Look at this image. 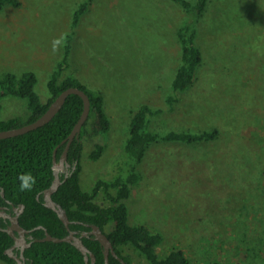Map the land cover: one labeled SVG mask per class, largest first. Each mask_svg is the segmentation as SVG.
Wrapping results in <instances>:
<instances>
[{
	"label": "rangeland",
	"instance_id": "374dc122",
	"mask_svg": "<svg viewBox=\"0 0 264 264\" xmlns=\"http://www.w3.org/2000/svg\"><path fill=\"white\" fill-rule=\"evenodd\" d=\"M16 1L0 10V75L35 73L46 102L48 77L72 33L64 74L104 97L111 128L84 141L82 189L126 173L123 147L140 105L160 111L149 129L161 135L217 129L212 141L148 147L126 201L129 224L162 235L160 258L179 249L196 264H264V0H208L196 20L173 0H89L75 28L72 15L86 0ZM185 22L202 61L189 90L175 94L177 30ZM62 34L65 44L53 52ZM25 114L26 100L1 99V120ZM97 143L105 150L92 161ZM96 201L108 205L102 192ZM120 249L133 264H150L132 246Z\"/></svg>",
	"mask_w": 264,
	"mask_h": 264
},
{
	"label": "trees",
	"instance_id": "16d2710c",
	"mask_svg": "<svg viewBox=\"0 0 264 264\" xmlns=\"http://www.w3.org/2000/svg\"><path fill=\"white\" fill-rule=\"evenodd\" d=\"M196 20L205 11L208 0H173ZM17 4L16 0H0V10L5 4ZM89 0L81 2L72 15L71 27L75 28L81 16L86 12ZM192 24L183 23L177 30L180 44V63L173 77L172 91L183 93L192 86L202 54L195 43V36L190 31ZM72 33L66 36L64 55L47 80L49 99L43 102L36 91L37 76L28 71L20 77L8 72L0 75V110L1 99L14 96L27 101V114L15 116L8 120L0 119V131L21 127L39 118L48 109L53 100L65 89L77 87L89 97L90 111L86 122L82 125L80 134L75 137L67 152V160L74 164L65 178L60 177L61 184L52 194V199L66 211L71 224L70 230L88 231L92 225L98 226L109 238L117 257L109 255V264H133L129 256L124 255L121 247L130 245L136 249L150 264H196L192 263L183 251L172 249L165 257L160 258L156 247L162 242L160 233L152 232L145 225L129 224V211L126 201L131 195V186L137 185L141 175L137 166L142 163L148 147L157 141L196 144L215 140L217 129L198 132L169 131L158 134L149 129V119L159 113L149 105L143 104L133 113L123 152L130 163L126 173L111 180L96 181L92 191H84L80 182L82 170L81 158L86 138L107 134L111 122L104 108L103 95L90 89L71 74H64L68 67V55ZM167 102L172 105L173 97ZM83 100L77 94H70L62 108L43 126L24 134L0 139V206L9 208L24 205L19 215L20 225L32 230L28 239L30 246L24 250L27 263L31 264H85L82 253L70 242L41 241L45 230L54 237L63 238L68 234L63 222L57 214L47 208L43 202V191L49 188L54 180L53 161H59L63 154L68 137L83 112ZM105 146L97 143L88 154L92 161L100 159ZM22 172H31L37 178L34 188L28 192L19 190L17 176ZM4 196H2V193ZM102 192L108 205L103 206L96 201ZM39 196V199H37ZM111 224V225H109ZM42 226L43 228H37ZM0 261L3 264H15V260L5 253L13 245V238L5 232L6 224L0 221ZM107 227L109 231H106ZM84 245L95 256V264H105L103 247L93 236L83 237ZM18 253V252H17ZM90 264V261H89ZM201 264H226L221 261H208Z\"/></svg>",
	"mask_w": 264,
	"mask_h": 264
},
{
	"label": "water",
	"instance_id": "95a60500",
	"mask_svg": "<svg viewBox=\"0 0 264 264\" xmlns=\"http://www.w3.org/2000/svg\"><path fill=\"white\" fill-rule=\"evenodd\" d=\"M70 94H77L79 95L83 100V112L74 126L72 132L70 133L65 150L63 154L61 155L59 161H56L54 158L53 161V173H54V180L51 184V186L43 191V202L44 205L47 208L52 209L59 219L63 222L65 227L69 230V224L70 220L68 219V216L66 214V211L62 208L60 204L55 202L52 199V194L57 190L59 185L61 184L59 171L63 168L64 163L66 162V165H70V163L67 161V152L68 148L72 142V140L77 137L80 134V130L82 128V125L86 122L89 111H90V100L88 95L80 88L77 87H69L62 91L49 105L48 109L42 114L39 118H37L35 121L25 124L18 128H13L9 130H3L0 131V139L13 137L16 135L24 134L28 131H31L33 129H36L40 126H43L47 122H49L55 114L62 108L64 102L66 101V98ZM75 169V166H73L72 170ZM68 176V175H67ZM66 176V177H67ZM65 177V178H66ZM2 196H4L3 192L1 193ZM37 199H39V196H37ZM24 205H19L18 207H15V212L17 214L15 216H10L5 213V209L0 206V219L1 218H8L10 220L11 225L8 228L3 229L5 232H7L17 243L19 241H24V245L20 249L19 254H15L13 249L15 246H12L8 250L5 251L6 254H8L11 258L15 260V264H31L27 263L25 256H24V249L25 247H29L30 243L26 242L25 236L29 234L32 230H27L23 228L19 223V213L23 211ZM37 228H43L42 226H38ZM1 229V227H0ZM18 234L19 238L15 235ZM89 234H92L94 238L99 241L101 246L103 247L104 252V258H105V264H109V255H113L114 257H117L116 252L114 250V247L112 243L110 242L107 235L96 225L91 226V231ZM84 235H87L86 233ZM41 241H52V242H70L72 245H74L84 256L85 264H95V256L93 253L90 252V250L84 245L81 237H78L75 235L73 231H69V234L63 238H57L54 236H51L46 230H45V236ZM122 264H125L124 261L121 259Z\"/></svg>",
	"mask_w": 264,
	"mask_h": 264
},
{
	"label": "flooded vegetation",
	"instance_id": "af4514ba",
	"mask_svg": "<svg viewBox=\"0 0 264 264\" xmlns=\"http://www.w3.org/2000/svg\"><path fill=\"white\" fill-rule=\"evenodd\" d=\"M68 161V160H67ZM69 162V161H68ZM70 163V162H69ZM73 166H74V164H71L70 163V165H66V162L64 163V166H63V168L59 171V175H60V177L62 176V175H64L65 177L67 176V175H69V173L72 171V168H73ZM5 210V213L6 214H8V215H10V216H15L16 214H17V212H15V207H12V210H10L9 211V208H7V207H3ZM19 215H20V213H19ZM3 221H4V223L6 224V228H8L10 225H11V223H10V220L8 219V218H1ZM1 219H0V221H1ZM70 224H71V222H70ZM69 224V225H70ZM67 229V228H66ZM68 230V229H67ZM69 231H73L74 233H75V235L76 236H78V237H81V239L83 238V237H89V236H93L92 234H89V232L91 231V229L90 230H88V231H83V232H79V231H77V230H70V228H69V230H68V234H69ZM31 233V232H30ZM30 233L29 234H27L26 236H25V239H26V242H27V240L28 239H32V236L30 235ZM87 234V235H84V234ZM67 234V235H68ZM18 238H19V236H18V234H15ZM66 235V236H67ZM94 237V236H93ZM14 240V239H13ZM27 243H30V242H27ZM25 243H24V241H19L18 243L14 240V242H13V245L12 246H15L14 247V249H13V251H14V253L15 254H19L20 253V249H21V247L24 245ZM31 244V243H30ZM11 246V247H12ZM10 247V248H11ZM26 248H28V247H25V249ZM24 249V250H25ZM18 252V253H17ZM26 259V258H25ZM27 261V260H26Z\"/></svg>",
	"mask_w": 264,
	"mask_h": 264
},
{
	"label": "clouds",
	"instance_id": "9594fccd",
	"mask_svg": "<svg viewBox=\"0 0 264 264\" xmlns=\"http://www.w3.org/2000/svg\"><path fill=\"white\" fill-rule=\"evenodd\" d=\"M64 44L65 36L62 34L60 37L53 40V52L59 51L64 46ZM17 179L19 181V190L22 192L31 191L37 182V178L33 176L31 172H22L17 176Z\"/></svg>",
	"mask_w": 264,
	"mask_h": 264
}]
</instances>
